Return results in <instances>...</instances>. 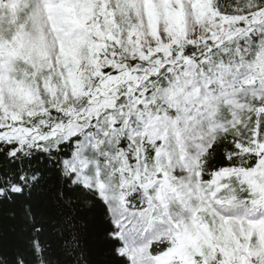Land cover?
I'll use <instances>...</instances> for the list:
<instances>
[{"label":"trees","instance_id":"trees-1","mask_svg":"<svg viewBox=\"0 0 264 264\" xmlns=\"http://www.w3.org/2000/svg\"><path fill=\"white\" fill-rule=\"evenodd\" d=\"M214 9L226 17L250 16L264 11V0H215ZM263 44L264 24L244 39L173 47L167 57L129 59L118 50L107 52L104 56L115 65L102 68L101 74L136 71L140 95L138 102L113 111L114 116L100 115H108L106 123L97 121L106 132L86 129L93 133V140L86 142L89 147L99 144L91 151L96 160V187L76 179L80 170L71 172L64 165L73 159L82 135L43 147L0 141V264H131L122 253L125 245L115 211L136 236L143 237L152 258L177 248L183 218L209 234L210 259L188 248L183 257L169 264H227L218 246V231L212 227L214 218L219 223L235 222L250 244H255L257 237L249 234L248 225L256 224L264 231V197L242 175L255 170L262 157L264 80L253 77L259 71L253 65L264 53ZM179 54L190 62L187 67L180 65ZM182 76L187 83L199 80L201 93L215 99L209 115L201 120L185 117L166 100L165 92ZM190 90L188 85L185 91ZM137 115L178 120L172 131L176 150L185 157L184 161L175 155L178 167V161L183 162L184 187L172 178L168 144L127 136V130L133 133L142 125ZM111 116L115 123L109 120ZM47 119L51 127L70 121L67 114L53 109ZM31 120L35 123L37 117ZM95 120L91 117L81 124ZM180 135L185 142L182 146L177 139ZM162 188L172 203L167 208L160 201ZM247 259L249 264H259Z\"/></svg>","mask_w":264,"mask_h":264},{"label":"rangeland","instance_id":"rangeland-1","mask_svg":"<svg viewBox=\"0 0 264 264\" xmlns=\"http://www.w3.org/2000/svg\"><path fill=\"white\" fill-rule=\"evenodd\" d=\"M214 4L215 0H16L8 3L0 0V141L43 147L54 140L82 135L84 139L73 159L65 161L64 165L71 172L80 170L76 179L83 178L89 185L98 186L92 152L99 144L92 149L89 147L86 142L93 140V133L86 129L90 126L106 132L108 129L99 123H106V116L113 115L118 108L138 102L140 95L136 71H125L118 76L101 74L102 68L115 65L104 55L118 50L129 59L144 60L157 54L167 57L173 47L184 48L196 42L222 45L263 29L264 11L226 17L216 12ZM178 59L184 67L190 63L181 59V54ZM161 63L158 65L162 66ZM253 69L259 70L253 77L263 81L264 53L257 58ZM194 80L187 83L186 77L178 78L165 96L185 117L201 120L209 115L210 104L215 99L210 93L202 94L199 80ZM188 85L190 93L185 91ZM52 109L67 114L70 121L51 127L47 117ZM106 113L108 115L100 118ZM113 116L109 120L115 123ZM36 117L33 123L31 119ZM91 117L96 119L93 123L81 124ZM136 117L142 125L133 133L127 130V136L168 144L172 151L168 160L174 173L172 178L184 187L183 162L179 160L181 167H178L175 155L184 161L185 157L176 150L173 142L176 136L172 131L178 120ZM127 120L125 117L124 121ZM177 139L181 146L185 144L181 135ZM259 152L262 157L258 167L244 173L242 178L264 197V144ZM126 168V164L121 167ZM182 195L183 200L186 193ZM160 201L165 208L172 204L165 188H162ZM115 212L125 245L122 253L131 264H169L183 257L188 248L211 258L209 234L190 219L183 218L179 226L176 223L181 232L177 248L162 257L152 258L143 237L136 236L126 226L122 214ZM213 222L225 263L249 264L247 258H251L264 264V231L260 226L248 225L249 234L257 237L252 245L235 222L222 220L219 223L216 218Z\"/></svg>","mask_w":264,"mask_h":264},{"label":"snow or ice","instance_id":"snow-or-ice-1","mask_svg":"<svg viewBox=\"0 0 264 264\" xmlns=\"http://www.w3.org/2000/svg\"><path fill=\"white\" fill-rule=\"evenodd\" d=\"M37 231H39V229H37Z\"/></svg>","mask_w":264,"mask_h":264}]
</instances>
